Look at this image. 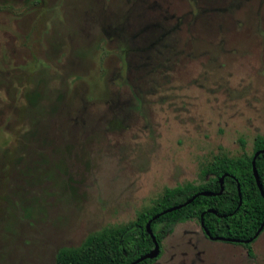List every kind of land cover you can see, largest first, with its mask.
<instances>
[{"label": "rangeland", "instance_id": "374dc122", "mask_svg": "<svg viewBox=\"0 0 264 264\" xmlns=\"http://www.w3.org/2000/svg\"><path fill=\"white\" fill-rule=\"evenodd\" d=\"M152 12L150 54L156 28L123 34ZM257 136L264 0H0V264H56ZM251 250L190 220L153 264H264V230Z\"/></svg>", "mask_w": 264, "mask_h": 264}, {"label": "trees", "instance_id": "16d2710c", "mask_svg": "<svg viewBox=\"0 0 264 264\" xmlns=\"http://www.w3.org/2000/svg\"><path fill=\"white\" fill-rule=\"evenodd\" d=\"M155 2L152 1L150 5ZM142 4L137 9V15H144ZM147 8L149 5L147 4ZM144 8L145 10L147 9ZM142 13V14H141ZM149 14V13H148ZM131 15V14H130ZM155 13L147 15L145 24L137 25L124 33V41L133 36L147 33L156 28L157 36L150 40V47H144L150 54L160 51L162 36L168 31L163 28L165 18L159 17L151 23ZM196 18V17H195ZM195 18L190 23H194ZM157 19V18H156ZM129 21V18H128ZM127 21V22H128ZM135 29L129 37L130 30ZM153 36V35H152ZM130 49V48H129ZM127 55V54H126ZM28 102L36 106L39 95L35 91L26 92ZM264 136H257L253 142L251 156L233 159L226 154H220L204 165L199 173L197 183H187L174 188H165L153 203L140 210L135 219L124 224L104 227L99 231L88 234L77 247H67L58 250L55 256L56 264H130L149 253L154 248L150 235L146 232V224L154 216L186 203L193 196L194 200L172 212L160 215L150 224L151 231L161 249L164 238L171 234L177 224L190 220L202 221L213 238H228L240 241L250 239L255 235L264 222V200L260 195L252 172L251 161L256 152L260 154L255 159V167L259 182L264 190ZM222 180V181H221ZM241 198L239 204L238 188ZM161 226L160 232L156 227ZM264 230V229H263ZM242 245L251 258L254 257L251 244ZM161 254V253H159ZM156 258L145 259L138 264H153Z\"/></svg>", "mask_w": 264, "mask_h": 264}, {"label": "water", "instance_id": "95a60500", "mask_svg": "<svg viewBox=\"0 0 264 264\" xmlns=\"http://www.w3.org/2000/svg\"><path fill=\"white\" fill-rule=\"evenodd\" d=\"M264 153V151H262ZM260 154V152H256L254 154V157L251 161V166H252V172H253V176L255 178V181H256V184H257V187L259 189V192H260V195L261 197L263 198L264 200V190L262 188V185L261 183L259 182V179H258V174H257V170H256V167H255V159L256 157ZM222 181V180H221ZM238 189V195H239V204L241 203V198H240V193H239V187L237 188ZM197 195L193 196L191 199H189L186 203L182 204L181 206H185L186 204H189L191 203L194 198L196 197ZM181 206H178V207H172L170 209H167L166 211H163L162 213L154 216L150 221L147 222L145 228H146V232L150 235L151 239H152V242L154 243V248L147 254L143 255L142 257L138 258L137 260H135L134 262L130 263V264H138L139 262L145 260V259H148V258H156L159 253H160V247H159V244L157 243L156 239H155V236L153 235L152 231H151V228H150V224L153 220H156L160 215L166 213V212H172L176 209H178L179 207ZM200 225L203 229V232L204 234L210 238V239H218V240H222V241H227V242H232V243H245V244H249L251 242H253L259 235L260 233L262 232V230L264 229V222L261 224V226L259 227V229L257 230V232L255 233V235L253 237H251L250 239L248 240H245V241H240V240H235V239H228V238H212L210 235H209V232L206 230L204 224H203V221H202V216H201V221H200Z\"/></svg>", "mask_w": 264, "mask_h": 264}, {"label": "flooded vegetation", "instance_id": "af4514ba", "mask_svg": "<svg viewBox=\"0 0 264 264\" xmlns=\"http://www.w3.org/2000/svg\"><path fill=\"white\" fill-rule=\"evenodd\" d=\"M199 224H200V223H199ZM200 226H201V225H200ZM201 229H202V227H201ZM262 231H263V230H262ZM202 232H203V229H202ZM203 234H204V232H203ZM204 236L207 237L205 234H204ZM207 238H208V237H207ZM212 238H213V237H212ZM209 239H210V238H209ZM216 240H218V239H216ZM226 242H227V241H226ZM231 243H232V242H231ZM251 243H252V242H251ZM251 243H249V244H251ZM160 253H161V249H160ZM159 255H160V254H159ZM253 255H254V254H253ZM248 257H249V256H248ZM249 258H251V257H249ZM155 262H156V261H155ZM155 262H154V263H155Z\"/></svg>", "mask_w": 264, "mask_h": 264}]
</instances>
